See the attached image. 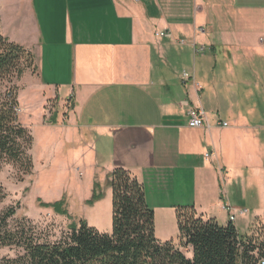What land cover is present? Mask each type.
<instances>
[{
    "label": "crops",
    "instance_id": "0c3cea01",
    "mask_svg": "<svg viewBox=\"0 0 264 264\" xmlns=\"http://www.w3.org/2000/svg\"><path fill=\"white\" fill-rule=\"evenodd\" d=\"M0 21L41 53L40 87L66 88L69 129L99 132L155 210H264V0H0Z\"/></svg>",
    "mask_w": 264,
    "mask_h": 264
},
{
    "label": "trees",
    "instance_id": "16d2710c",
    "mask_svg": "<svg viewBox=\"0 0 264 264\" xmlns=\"http://www.w3.org/2000/svg\"><path fill=\"white\" fill-rule=\"evenodd\" d=\"M37 73L35 55L1 33L0 21V169L3 164L33 171V137L19 119V100L13 80ZM55 122V119L53 121ZM113 222L111 233H101L84 220L70 225L55 242L41 241L36 226L16 218L17 207L0 211V264H264V223L257 234L242 236L229 221L221 226L200 215L195 206H177L178 242H162L156 235V216L145 184L126 168L111 174ZM100 196L94 195L90 203ZM6 199L0 185V204ZM63 202L44 203L67 215ZM191 248V252L189 251ZM15 256H2L1 250ZM187 249L193 254L187 257Z\"/></svg>",
    "mask_w": 264,
    "mask_h": 264
},
{
    "label": "rangeland",
    "instance_id": "374dc122",
    "mask_svg": "<svg viewBox=\"0 0 264 264\" xmlns=\"http://www.w3.org/2000/svg\"><path fill=\"white\" fill-rule=\"evenodd\" d=\"M31 52L39 65L41 53L37 49ZM178 69V78L184 72L190 73L186 68ZM11 85L17 89L20 122L33 137L29 154L34 168L32 173L25 174L18 166L3 164L0 169V185L5 191L6 199L0 204V211L17 207L16 218H28L36 226L41 241H58L69 231L70 225H79L83 220L101 233H111L113 192L110 183L114 169L110 170L112 152L107 140L95 144V147V137L103 138L99 132L95 134L69 129L67 121L70 110L65 101L64 86L56 94L52 93L53 89L45 90L40 87L36 73L32 71L13 80ZM54 119L56 123H53ZM246 176L250 178L247 183L249 195L252 192L251 183L257 184L260 179L253 174ZM221 183L222 181L220 185ZM223 187L222 184L224 192ZM95 194L100 199L98 197L90 203ZM175 197L182 199L183 196L175 194ZM60 201L63 202L61 207L63 211H67V215L44 206V203ZM175 205L188 206L179 200ZM249 207V213L244 214L241 210L231 209L232 214H236L235 218L238 217L236 225L242 236L257 234V229L264 223V210L253 209L254 206L250 204ZM165 212L155 210L157 238L164 243H177V218L174 215L168 216ZM201 213L208 219L216 220L221 226L229 223V211L226 212L222 205ZM183 252L192 258L193 254L187 249H183ZM1 255L14 257L15 253L3 249Z\"/></svg>",
    "mask_w": 264,
    "mask_h": 264
},
{
    "label": "built area",
    "instance_id": "2783aa9c",
    "mask_svg": "<svg viewBox=\"0 0 264 264\" xmlns=\"http://www.w3.org/2000/svg\"><path fill=\"white\" fill-rule=\"evenodd\" d=\"M135 2L139 3L143 0H134ZM160 36H165L164 33H161ZM185 77H189V74L188 73H185ZM206 114L205 112L202 110V109H197V110H193L191 111L190 113V119H189V127L192 128V129H199V128H203L206 124ZM219 126H222V127H228V123L226 122H219L218 123ZM210 155L209 154H206V158H209ZM227 211H229V215H230V218L229 220L232 221V222H235L236 218H235V215L236 214H232L231 212V208L230 207H226L225 208ZM248 212L247 210H241V213L244 214Z\"/></svg>",
    "mask_w": 264,
    "mask_h": 264
}]
</instances>
